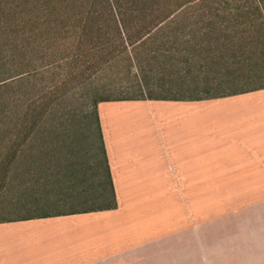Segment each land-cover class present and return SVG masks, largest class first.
Wrapping results in <instances>:
<instances>
[{
  "label": "rangeland",
  "instance_id": "obj_1",
  "mask_svg": "<svg viewBox=\"0 0 264 264\" xmlns=\"http://www.w3.org/2000/svg\"><path fill=\"white\" fill-rule=\"evenodd\" d=\"M8 13L12 24H19V0H0V220L107 206L111 195L100 104L99 131L91 102L106 84L116 92L136 90L127 64L118 61L106 72H93L84 57L71 59L64 47L44 45L23 49L21 61L19 32L8 24ZM172 54L174 58L146 66L151 87L162 95L186 97L198 87L210 90L200 95L205 97L227 86L214 82L217 67L200 69L201 57L188 66L182 56ZM7 70L23 74L4 81ZM131 72L138 77L137 66ZM121 103L103 109V123L110 119L114 155L136 158L149 140L139 120L144 111ZM199 183L194 224L178 232L182 245L176 249L169 244L163 264H264V242L256 241L251 213L231 209L230 196L225 204V196L209 186L208 152L202 149Z\"/></svg>",
  "mask_w": 264,
  "mask_h": 264
},
{
  "label": "crops",
  "instance_id": "obj_2",
  "mask_svg": "<svg viewBox=\"0 0 264 264\" xmlns=\"http://www.w3.org/2000/svg\"><path fill=\"white\" fill-rule=\"evenodd\" d=\"M116 103L99 108L115 207L1 219L0 264H163L169 244L182 245L178 232L194 224L201 149L209 186L225 204L230 196L231 209L251 213L256 241L264 242V90L121 103L144 111L149 140L136 158L114 155L103 109Z\"/></svg>",
  "mask_w": 264,
  "mask_h": 264
},
{
  "label": "trees",
  "instance_id": "obj_3",
  "mask_svg": "<svg viewBox=\"0 0 264 264\" xmlns=\"http://www.w3.org/2000/svg\"><path fill=\"white\" fill-rule=\"evenodd\" d=\"M6 18L19 32L21 61L23 49L42 45L62 46L71 59L84 57L93 72L125 61L136 90L116 92L108 84L97 90L91 104L99 131L100 103L200 101L264 90V0H19V24H12L11 13ZM172 52L188 66L201 57L200 69L217 67L214 82L227 86L205 97L200 95L210 90L198 87L186 97L162 95L151 87L146 66L174 58ZM22 74L7 70L4 81ZM105 167L111 195L106 208L111 209L115 202L106 159Z\"/></svg>",
  "mask_w": 264,
  "mask_h": 264
}]
</instances>
